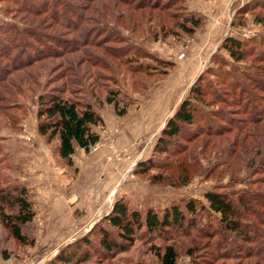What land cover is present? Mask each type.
I'll list each match as a JSON object with an SVG mask.
<instances>
[{
	"label": "rangeland",
	"instance_id": "obj_1",
	"mask_svg": "<svg viewBox=\"0 0 264 264\" xmlns=\"http://www.w3.org/2000/svg\"><path fill=\"white\" fill-rule=\"evenodd\" d=\"M68 1L86 5L84 0ZM42 2L47 1L0 0V26L10 27L16 41L17 30L21 36L23 31L43 32L56 41L54 47L40 35L22 36L27 54H34L31 63H39L19 73L11 67V80L41 68L37 82L24 86L25 96L18 99L10 123H0V189H24L34 217L22 227L31 242L27 245L12 239L0 221V264H47L65 246L77 243L78 256H88L79 264H157L154 249L167 245L175 246L178 264H264V112H247L242 92L228 85L264 66L254 53L264 44V0H175L168 13L180 19L192 13L202 25L192 36L176 31L166 37L155 21L141 23L139 13L131 32L123 20L116 26L109 16L101 28L85 23L82 28L38 29L53 24L34 9ZM101 29L109 30L100 48L110 45L114 50L99 70L93 66L98 57L86 44L103 38ZM227 38L250 49L244 61L237 63L222 48ZM70 48L73 52L66 54ZM96 72L106 76L98 79ZM199 86L196 97L191 91ZM52 89L91 104L102 120L92 127L98 147L76 148L71 164L59 158L58 138L47 143L37 132V98ZM183 100L195 109L194 125L168 142V154L155 153L161 131ZM194 135L198 139L190 141ZM139 162L155 167L137 175ZM207 192H222L243 204L239 218L250 242L241 244V235L223 230L220 216L204 197ZM242 196L245 202L239 200ZM119 201L142 218L149 210L162 218L165 210L178 206L186 222L181 231L151 234L142 229L123 252L106 253L99 225L110 229L103 219ZM189 202L193 214L186 210ZM111 232L120 244L116 231ZM224 239L228 241L221 247Z\"/></svg>",
	"mask_w": 264,
	"mask_h": 264
},
{
	"label": "trees",
	"instance_id": "obj_2",
	"mask_svg": "<svg viewBox=\"0 0 264 264\" xmlns=\"http://www.w3.org/2000/svg\"><path fill=\"white\" fill-rule=\"evenodd\" d=\"M14 1L17 2V0ZM46 1L47 2L38 4V8L36 6L34 9H39L36 10V12L49 16L53 24L46 27H43V24H41L38 29H53L58 25L65 28L80 26V28H82L85 23L86 27L90 29L91 27L87 26L90 23L101 28L104 20L109 16L113 19V23L116 26L123 20L124 23L127 24V30L131 32L137 27V24H139V21L134 18V14L136 13L141 14V23L152 24L156 22V24L161 27L160 31L163 32L164 37L170 35V33L173 34L176 31L192 36L196 29L202 25L201 17L192 13L186 14L181 19L178 14L168 13V9L172 7L171 5L174 4L175 0H171L172 2L169 3H161L158 0H150L148 2L143 0L139 2L138 0H84L86 5L81 7L74 6L68 0ZM29 9L34 10L33 8ZM42 9H45V11ZM166 21L171 24L166 25ZM78 22H80L79 25ZM108 30H102L105 34L103 38L101 36L99 40L88 39V44L85 43L87 48L90 49L88 52L92 53L95 58L98 57V60L93 62H97V65L94 64L93 66H96L99 70H102L106 66L105 62L107 63V57H112L110 52L113 53L112 50H114L110 45L107 46L108 50L100 48L103 41H106ZM82 31L83 30H81V33ZM26 35H30L33 38L37 37V39L39 38L38 35H40L41 40H44L49 43V45L55 47L56 41L50 34L49 36L43 32L41 34L23 31V38H26ZM17 36L18 41L12 37V30H10V27L2 28L0 26V123H10L11 118L14 116L13 109L18 106V104H16L18 99L25 96L24 86L30 83H36L39 76L38 71L41 69L34 67L35 71L32 70L29 73L17 74V78H14L13 80L10 79L12 76V69H15L13 73H19L21 70L24 72L26 69H31L35 64L39 63H31V60L35 59L34 54H27V42H21L22 36L21 32L18 30ZM75 44L78 46V43ZM82 46L85 45L82 44ZM261 47L263 48L262 50L257 49L254 53L256 58H258L257 61L264 64V44L261 45ZM222 48L237 63L244 61L245 55L250 51V49L244 45V42L232 38H227L224 41ZM65 52H67L66 54H70L73 50L70 48L69 50L66 49ZM59 53L61 52L58 51V54ZM98 53L103 54L104 56H101ZM66 54H64V56H66ZM88 56L89 59L93 58L91 55ZM103 60L105 62H103ZM1 61H6L10 66H4V64H1ZM252 69L255 73L253 76L240 75V79L233 80L234 83L228 85H230L232 89H238L239 93L242 92L243 97L246 100L247 112L258 110V113H262L264 112V77L261 73H264V66L259 68V70L255 68ZM71 72L73 71L71 70ZM96 73H98L96 76L98 79L106 76L103 72ZM73 81L76 85L77 82L75 81V78H73ZM191 93L196 97L199 96L201 93V87H194ZM106 102L108 104H114L117 107V104L113 102L111 98L107 97ZM36 115L38 120V134L43 137L47 143H51L54 139L58 138V156L62 160L67 161L68 164H71L70 159L76 148L88 151L99 140V136L92 132V127L100 125L102 120L93 111L91 104H84L81 101L65 98L63 92L58 89H52L51 91L38 96ZM195 117V109L192 107L190 100H183L173 117L167 121L165 127L161 131L160 137L155 146V153L163 155L168 154V142L175 137L184 135V127L193 126L194 121L196 120ZM197 135H194L190 141L198 139V136L200 135ZM249 148L250 146L248 149ZM154 167V163L139 162L135 172L137 175H144ZM5 189L6 188L3 190L0 189V221L10 232L11 238L20 245L31 244L22 232V227L29 224L34 217L31 205L26 199V192L20 187H13L10 191H5ZM204 197L209 204L210 210L220 216V223L226 233L241 235V244L243 242H250L248 236L244 235L240 223L239 216H241L240 206H243L242 203L238 201L240 204H235L234 201L222 192H207ZM239 200L245 202L246 197L242 196ZM5 208L13 212L11 214H6V212H4ZM186 210L193 214L195 211L194 204L191 202L187 203ZM103 222L108 223V227L111 230L114 229L116 231L118 234L117 239L120 241V244L122 241L121 245L115 242L112 238L111 234L113 233L111 230L105 226L99 225L100 228L98 233L100 235V245L103 250L108 253L112 251L123 252L125 250V245L132 244L135 234L142 229L151 234H160L163 231H166V229H180L181 231L186 222V218L183 216V213L178 206H173L172 208L165 210L162 218H159V216L151 210H149L142 218L139 212H130L127 209L126 204L119 201L114 204L112 211L103 219ZM97 226L98 225H96V227ZM227 241L228 240H225L224 246L222 244L221 247H225ZM84 242L87 244V240ZM237 247H239V244ZM79 249V243L65 246L58 252L55 258L47 264H79L83 261L85 262L88 259V256H78ZM154 254L158 261L157 264H178V254L173 245L154 249Z\"/></svg>",
	"mask_w": 264,
	"mask_h": 264
},
{
	"label": "built area",
	"instance_id": "obj_3",
	"mask_svg": "<svg viewBox=\"0 0 264 264\" xmlns=\"http://www.w3.org/2000/svg\"><path fill=\"white\" fill-rule=\"evenodd\" d=\"M98 145H99V144H98V142H97V143L94 145V149L96 148V146L98 147ZM92 147H93V146H92ZM94 149H93V150H94Z\"/></svg>",
	"mask_w": 264,
	"mask_h": 264
}]
</instances>
